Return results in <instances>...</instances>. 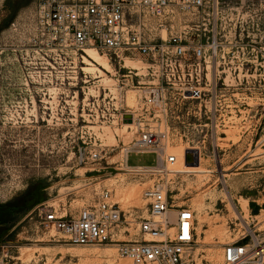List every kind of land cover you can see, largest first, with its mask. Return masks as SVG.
Masks as SVG:
<instances>
[{
	"label": "built area",
	"instance_id": "built-area-1",
	"mask_svg": "<svg viewBox=\"0 0 264 264\" xmlns=\"http://www.w3.org/2000/svg\"><path fill=\"white\" fill-rule=\"evenodd\" d=\"M264 0H39L28 38L0 45V118L5 126L31 123L32 111L48 122V110L81 119L79 96L89 84L82 71L85 50L93 48L116 72L117 93L107 94L99 122L124 124L125 92L139 90L131 119L134 139L129 151L149 152L153 165L120 166L116 184L146 183L143 213L116 198L113 185L100 186L93 201L74 214L45 215L42 224L77 247L114 245L134 264H211L197 254L195 213L176 203L168 185L177 156L168 145L184 144L182 161L193 167L199 158L215 161L229 128L242 125L251 142L258 108H264V48L260 26ZM20 30V24H12ZM140 63L142 73L125 66ZM51 91V92H50ZM51 93V95H50ZM101 92L93 96L100 99ZM104 95V92H102ZM10 98L8 99V97ZM94 109V108H93ZM98 115V114H97ZM206 144L212 145L205 155ZM215 146V147H213ZM215 148V151H214ZM97 161L99 155L89 156ZM138 167V166H136ZM120 178H117V177ZM240 225V223H239ZM238 240L223 244L218 264H264V239L250 226Z\"/></svg>",
	"mask_w": 264,
	"mask_h": 264
},
{
	"label": "rangeland",
	"instance_id": "rangeland-1",
	"mask_svg": "<svg viewBox=\"0 0 264 264\" xmlns=\"http://www.w3.org/2000/svg\"><path fill=\"white\" fill-rule=\"evenodd\" d=\"M38 1L0 0V45L29 37L26 26ZM16 23L20 24L17 32L12 27ZM260 31L259 45L264 48V11ZM85 64L82 71L89 84L79 96L81 119L57 124L59 118L72 119V114L75 117L73 101L69 100L66 111L55 104L49 108L47 123L33 110L31 123L1 128L0 264H133L120 256L114 246H72L42 224L44 216L53 209L74 214L93 201L94 193L103 185H113L116 198L124 206L133 205L139 210L144 207L141 192L148 185L129 182L118 186L113 176L124 159L125 164L141 167L153 165L154 157L125 154L124 149L132 144L131 132L122 134V126H110L96 119L106 104L102 91H114L117 76L112 66L106 73H88ZM135 64L136 70L142 68ZM129 65L127 62L126 66L133 69ZM97 92H101L100 99H95L98 105L93 107L92 98ZM129 95L137 98L134 90L128 91L127 99ZM11 113L0 111V118H8ZM241 131L242 127L232 130L227 133L229 142L214 144L218 147L215 161L211 162L213 158L209 156L200 158L194 168L208 173L169 176L168 188L175 202L189 205L195 213L196 248L202 263L221 262L222 245L238 240L241 225L250 226L255 235L264 239V108H258L256 134L251 142L243 139ZM172 146L169 152L178 155L179 160L170 168H186L180 157L185 145ZM212 149V145L206 144L203 153L210 155ZM93 153L99 155L97 161L89 158ZM129 193L133 196L125 199ZM229 204L236 206L238 217ZM241 204L246 205L245 210Z\"/></svg>",
	"mask_w": 264,
	"mask_h": 264
},
{
	"label": "bare ground",
	"instance_id": "bare-ground-1",
	"mask_svg": "<svg viewBox=\"0 0 264 264\" xmlns=\"http://www.w3.org/2000/svg\"><path fill=\"white\" fill-rule=\"evenodd\" d=\"M101 55L100 53H98L96 50H94L93 48H88V49H86L85 50V57H84V63H86L85 65H86V68L84 69L86 72H88V73H93L94 71H97V72H99V73H106V72H109L110 70H111V65H110V63H109V61L104 57V56H102V57H104L105 58V60L104 59H102V57H100L99 55ZM127 63V62H126ZM126 63H125V66H126ZM135 63H137V62H135ZM134 62H130V65L129 66H131L135 71H136V68H134V67H137V65L135 64ZM140 64V63H139ZM127 67V66H126ZM142 68H143V66H142ZM141 68V69H142ZM131 69V68H130ZM141 69L140 70H137V73L139 74V73H142V71H141ZM117 82V81H116ZM117 87H118V85H117ZM117 87H115V89H114V91H109V90H107V92L105 93L104 91H102V92H104V97L109 93V94H115V93H117ZM129 90H134L136 93H137V98H135V96L134 95H129L128 96V99H127V93H128V91ZM139 96H140V93H139V90H137V89H135V88H128V89H126V92H125V107H126V110H127V115H130L132 112H135V110L137 109V107H138V102H139ZM126 99H127V102H126ZM131 116V115H130ZM120 126H122V130H121V132H122V134H126L127 133V130H129L130 132H131V134H132V139H131V142L133 141V139H134V123H132V119H131V123H124V124H122V125H120ZM116 127V126H115ZM118 127V126H117ZM240 127H242L241 125H239V128ZM239 128H236V127H234V128H229V130H227V132H226V134L227 133H229L230 131H235V130H239ZM238 135V134H237ZM239 137H241L240 135H239ZM129 148H130V146H128V147H126L125 149H124V151H125V154H132V153H140V154H152V153H149V152H142V151H140V152H134V151H129ZM172 148H174L172 145L170 146V145H168V148H167V151H168V153H170L169 152V150H171ZM184 151V150H183ZM183 151L181 152V154H180V157H181V161H182V156H183ZM171 154H174V153H171ZM175 156H177V161H176V163L175 164H177L178 163V160H179V156L178 155H176V154H174ZM204 156H203V154L200 156V158H203ZM200 158H199V160H200ZM211 160V159H210ZM211 162H213L212 160H211ZM125 163H127V161L124 159L123 160V166L125 165ZM175 164H173V165H175ZM182 164L184 165V167H186V168H183V169H179V170H175V171H173L170 167H172V166H170L169 167V170L171 171V172H176V173H179V174H177V175H180V174H200V175H204V174H206V173H208L205 169H202V168H194V167H197L198 166V164H196L195 166H193V167H189V166H186L184 163H183V161H182ZM134 168H139V167H134ZM131 196H133V194L132 193H129V194H127V195H125L124 196V198L125 199H130L131 198ZM201 206V204H199V207ZM229 206V208L235 213V215L238 217L239 215H238V212L236 213V206H231V204H229L228 205ZM241 206H242V208L245 210L246 208H245V204H241ZM236 210V211H235ZM242 219V220H244L242 217H239V219ZM66 242V241H65ZM111 246H114V245H111ZM115 248L114 249H116L117 250V248H116V246H114ZM117 252H118V250H117ZM119 254V253H118ZM120 255V254H119ZM123 257V256H122ZM124 258H126V257H124ZM127 259H129V258H127ZM130 260V259H129ZM125 264H129V263H125ZM134 264V263H133Z\"/></svg>",
	"mask_w": 264,
	"mask_h": 264
},
{
	"label": "water",
	"instance_id": "water-1",
	"mask_svg": "<svg viewBox=\"0 0 264 264\" xmlns=\"http://www.w3.org/2000/svg\"><path fill=\"white\" fill-rule=\"evenodd\" d=\"M123 122L124 123H131V116L130 115H125Z\"/></svg>",
	"mask_w": 264,
	"mask_h": 264
}]
</instances>
